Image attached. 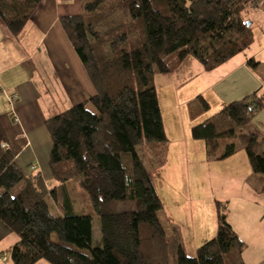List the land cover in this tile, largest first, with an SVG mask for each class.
<instances>
[{
  "label": "trees",
  "instance_id": "1",
  "mask_svg": "<svg viewBox=\"0 0 264 264\" xmlns=\"http://www.w3.org/2000/svg\"><path fill=\"white\" fill-rule=\"evenodd\" d=\"M40 1L0 0V20L17 35ZM80 3L79 14L60 16L59 23L95 92L45 118L53 187L47 189L40 173L19 166L10 146L2 145L0 123V220L18 237L8 250L10 259L14 264L42 259L50 264H246L245 245L219 201L216 234L192 256L185 253L177 234H168L159 218L163 201L139 149L155 144V167L165 164L159 145L168 139L154 73H170L171 64L187 57L210 71L243 51L253 40L243 15L251 0ZM122 10L128 15L124 23L100 29ZM248 64L257 62L251 58ZM209 109L202 94L188 104L192 121ZM262 109L264 93L256 91L227 102L192 125L191 138L202 140L213 160L233 155L238 140L252 172L264 173V134L253 123ZM239 128L244 130L237 133ZM73 178H79L98 216L99 247H91V214L53 215L45 200L50 192L56 203L68 201L65 184Z\"/></svg>",
  "mask_w": 264,
  "mask_h": 264
},
{
  "label": "crops",
  "instance_id": "2",
  "mask_svg": "<svg viewBox=\"0 0 264 264\" xmlns=\"http://www.w3.org/2000/svg\"><path fill=\"white\" fill-rule=\"evenodd\" d=\"M249 7L258 16V24L252 26V42L208 71L215 73L210 86L225 103L254 91L264 93V0H251ZM80 12V0H41L17 35L0 20V123L5 142L25 172H38L46 180L52 177L48 166L51 139L45 118L86 101L95 92L59 23L60 16ZM251 58L257 62L255 66L248 64ZM87 108L93 110L90 104ZM253 123L264 134V109ZM249 191L252 195L241 200L255 208L252 220L246 224L238 219L228 221L246 242L245 263L264 264V205L260 203L264 194L254 188ZM17 239L0 220V264H14L6 259V253ZM35 264L50 263L39 260Z\"/></svg>",
  "mask_w": 264,
  "mask_h": 264
},
{
  "label": "rangeland",
  "instance_id": "3",
  "mask_svg": "<svg viewBox=\"0 0 264 264\" xmlns=\"http://www.w3.org/2000/svg\"><path fill=\"white\" fill-rule=\"evenodd\" d=\"M243 15L246 22L249 20L253 23L252 26L258 24V16L254 9L249 7ZM127 19V13L122 10L101 25L100 29L124 23ZM171 65L174 67L170 73H154L153 76L168 139L163 146L159 145L166 152V162L162 167H155V144L151 148L144 146L139 150L153 185L163 201V207L158 212L163 227L168 234L172 231L176 233L185 253L192 256L196 247L216 234V201L225 207L230 223L232 219H238L241 224L252 220L255 208L241 199H247L246 196L252 195L250 188L264 194L261 190L264 185V173L252 172L238 140H235L237 150L233 155L218 160L206 157L204 142L192 139L190 128L217 112L225 103L210 86L211 77L215 76V73L206 71L193 57H187ZM198 94L207 99L210 109L192 121L189 117L188 104ZM243 130L239 128L237 133ZM190 144L193 146L187 148ZM43 180L47 189L56 184L53 179ZM22 185L23 182H20L13 193ZM65 191L68 201L60 204L54 201L50 192L45 195L50 212L60 216L91 214V247L101 246L98 216L92 211L86 192L79 186V178L68 181L65 184ZM255 196L260 198L259 193ZM260 203L264 205V202ZM256 215H259V212ZM52 236L56 237L55 234ZM242 241L244 243L243 239ZM6 259L12 262L8 253ZM171 264L174 263L171 261Z\"/></svg>",
  "mask_w": 264,
  "mask_h": 264
},
{
  "label": "built area",
  "instance_id": "4",
  "mask_svg": "<svg viewBox=\"0 0 264 264\" xmlns=\"http://www.w3.org/2000/svg\"><path fill=\"white\" fill-rule=\"evenodd\" d=\"M2 145H3V146H7V147H8V144H7V143H5V142H3V143H2ZM3 259H4V258H3Z\"/></svg>",
  "mask_w": 264,
  "mask_h": 264
},
{
  "label": "water",
  "instance_id": "5",
  "mask_svg": "<svg viewBox=\"0 0 264 264\" xmlns=\"http://www.w3.org/2000/svg\"><path fill=\"white\" fill-rule=\"evenodd\" d=\"M246 24H247V26H249V25L251 24V22L248 20V21L246 22Z\"/></svg>",
  "mask_w": 264,
  "mask_h": 264
}]
</instances>
